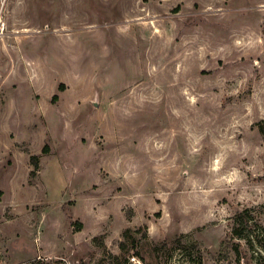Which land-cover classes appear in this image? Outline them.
Segmentation results:
<instances>
[{
    "label": "rangeland",
    "instance_id": "rangeland-1",
    "mask_svg": "<svg viewBox=\"0 0 264 264\" xmlns=\"http://www.w3.org/2000/svg\"><path fill=\"white\" fill-rule=\"evenodd\" d=\"M262 126L264 0H0V262L264 264Z\"/></svg>",
    "mask_w": 264,
    "mask_h": 264
},
{
    "label": "trees",
    "instance_id": "trees-1",
    "mask_svg": "<svg viewBox=\"0 0 264 264\" xmlns=\"http://www.w3.org/2000/svg\"><path fill=\"white\" fill-rule=\"evenodd\" d=\"M59 88L61 89V88H62V85H60ZM260 132H261L262 134H264V128H263V126L260 128ZM45 150H46V149H45ZM30 162H31V164L34 166V170L31 171V173H30V174L33 175V174H35V170H36L37 167H38L37 156H36V155H31V156H30Z\"/></svg>",
    "mask_w": 264,
    "mask_h": 264
},
{
    "label": "crops",
    "instance_id": "crops-1",
    "mask_svg": "<svg viewBox=\"0 0 264 264\" xmlns=\"http://www.w3.org/2000/svg\"><path fill=\"white\" fill-rule=\"evenodd\" d=\"M1 264H5V262H0Z\"/></svg>",
    "mask_w": 264,
    "mask_h": 264
},
{
    "label": "built area",
    "instance_id": "built-area-1",
    "mask_svg": "<svg viewBox=\"0 0 264 264\" xmlns=\"http://www.w3.org/2000/svg\"><path fill=\"white\" fill-rule=\"evenodd\" d=\"M134 260V259H133Z\"/></svg>",
    "mask_w": 264,
    "mask_h": 264
}]
</instances>
